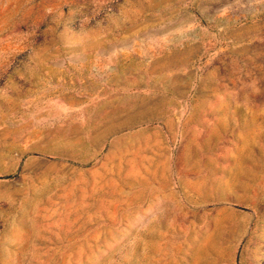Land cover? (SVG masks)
<instances>
[{
  "label": "rangeland",
  "instance_id": "374dc122",
  "mask_svg": "<svg viewBox=\"0 0 264 264\" xmlns=\"http://www.w3.org/2000/svg\"><path fill=\"white\" fill-rule=\"evenodd\" d=\"M0 264H264V0H0Z\"/></svg>",
  "mask_w": 264,
  "mask_h": 264
}]
</instances>
